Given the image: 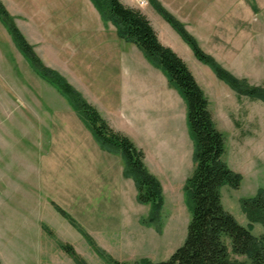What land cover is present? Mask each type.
Instances as JSON below:
<instances>
[{"label": "rangeland", "instance_id": "obj_1", "mask_svg": "<svg viewBox=\"0 0 264 264\" xmlns=\"http://www.w3.org/2000/svg\"><path fill=\"white\" fill-rule=\"evenodd\" d=\"M7 1L10 0H0L6 10L15 17L18 28L33 46L43 64L57 70L81 92V89L76 86L78 85V81L74 79L76 72L71 66L72 61L69 57L78 47L75 48V44L69 42V37L65 40L67 32L61 31L62 34L57 35V39L52 35L56 15L47 14L48 18H45V14H12ZM139 4L143 3L140 1ZM255 14L257 19L255 27L264 32V7L258 9ZM155 16L158 15L155 14ZM47 21L53 26L49 34L39 29L38 26L39 23ZM65 21L62 20L63 23ZM108 27L111 32L114 31L111 23L108 24ZM111 32L99 31L97 33L100 39L103 37V41L98 40L94 44L99 51L103 50L104 54L98 55L96 61L102 60L107 64L111 58H122L120 66L112 69L113 79L110 83L113 87L119 86L122 89L126 81L127 85L137 93L141 89L140 84L136 82L140 78L139 70L143 68L147 71V66L150 65L133 43L122 38L113 39L114 36L111 35ZM88 35L93 36L92 34ZM44 46L56 50L53 49L51 54L49 52L47 54L42 51ZM186 49H188L190 59L192 58L191 62L193 60L196 64L201 65L203 70L206 69L208 74L206 77L215 84L216 78L209 67L194 59L187 46ZM66 51L69 54L64 56ZM18 52L0 22L1 263L83 264L63 250L61 244L66 243L72 245L84 264H111L106 259L108 257L124 263L142 257L152 261L166 259L182 243L189 217L183 200L182 184L192 169L191 140L186 137L187 130L186 126H183L185 121L182 123L181 107L176 108L174 112L176 118L166 115L164 120L163 116L160 117L162 133L168 140L173 134L176 143L175 153L179 157L178 164H174V166L170 162L167 164L158 163L159 169L156 176L154 175L159 179L164 199L161 209L162 227L160 233L156 232L153 227L142 226L139 223L137 226L132 221L131 230L135 232L128 234L129 247L132 249L130 250L120 242L119 233H116L117 230H114V226L104 227L105 222L112 220L111 211L115 198L113 200V196L99 193V189H102L101 182H90L88 188L91 191L88 195L79 197L77 193L72 192L73 200L71 202L60 197L61 201H67L64 211L72 219V224L62 219L63 215L57 211L55 205H48L42 193L38 195L33 193V187L29 182L34 180L42 150L47 146L49 139L53 138L50 135L52 130H49V123L54 122L56 125L52 135L54 139L56 141L65 140L68 137L65 135L66 130L69 129L65 127V123H69V117L64 114V111L70 109V106L53 86L34 73V70ZM119 52H122L121 57ZM125 59H127L126 62H123ZM184 61H187L184 63L190 67V62ZM234 68L236 72L243 73L249 83L255 84L259 78L264 76V57L262 61L250 63V66ZM70 69L72 72H69ZM151 72V75L158 73L164 80L163 74L158 69L152 67ZM100 74L101 77H106L111 75V70L107 67L102 68ZM213 84L210 86L213 87ZM200 87L207 96L205 88ZM226 88L228 87L226 86ZM81 94L85 97L82 92ZM208 97L210 102L208 109L212 119L225 138L223 158L233 171L241 175L237 188L227 185L221 187V202L238 223L245 225L246 219L240 209L239 201L241 198L252 196L258 187H264V103L258 99L237 96L233 92L229 95L214 92ZM175 98L177 99V97ZM168 100L170 101L171 98ZM146 107L149 112L151 109H156L152 104ZM48 113L50 114L48 115ZM179 119L180 122H178ZM56 144L58 146L59 142ZM63 147L68 150L69 143H63ZM150 149V154H154V148ZM56 154L55 149L54 153L49 154L52 161L55 160ZM151 155L148 156L151 157ZM68 160L64 159V162H68ZM74 160H79V158ZM74 160L70 169L55 167L56 191L58 193L65 192L74 184L75 187L83 185V188H86L87 178L82 174L81 169L79 170V166ZM58 170H60L59 173H57ZM67 174L74 175L72 185L66 178ZM107 186H111V182ZM52 192L54 191L52 190ZM97 195L101 197L100 201L98 197L95 199ZM108 200L110 208L106 209L109 206L103 203ZM48 206L51 207L48 209ZM138 208L145 211L143 205H139ZM112 222L115 223V220ZM43 225H46L49 231L43 229ZM251 232L254 235L264 234V228L258 223H253ZM84 234H87L89 239ZM96 248L104 252L106 258Z\"/></svg>", "mask_w": 264, "mask_h": 264}, {"label": "crops", "instance_id": "obj_2", "mask_svg": "<svg viewBox=\"0 0 264 264\" xmlns=\"http://www.w3.org/2000/svg\"><path fill=\"white\" fill-rule=\"evenodd\" d=\"M121 1L127 6L137 8L141 12L143 11L142 13L148 19L158 41L162 45L169 47L173 52H176L183 61L188 60L190 62V67L186 66L196 83L200 84H198L199 87L205 88L208 106L210 105L208 96L211 93L220 92L229 95V93L233 92L225 83L217 79L214 74L216 79L215 84H213L206 77L208 75L206 69L203 70L204 68L202 67V69L201 65L196 64L193 60L191 62L192 58L190 59L189 57L188 49H186L187 45L152 8L150 5L152 0ZM140 1H144L143 4H139ZM156 1L183 25V28L194 38L203 52L212 56L223 68L236 77L246 78L243 73L236 72L234 67L250 66L252 62L262 61L264 57V32H261L260 28L255 27V21H257L255 13L258 9L264 7V0ZM7 3L12 14H45V18H48L47 14L56 15L55 24H53L55 28H53L52 35L56 37L62 34L61 31L67 32L65 40L69 37V42L74 43L75 48L78 47L77 50L69 55L72 61L71 66L76 72L74 74L75 81H78L76 86L81 89L85 98L97 108L114 130L129 137L137 147L143 150L146 168L149 172L153 175L157 174L158 163L167 164V162H170L172 166L178 164L179 157L175 153V139L172 134L168 140L166 135L162 133V120L160 117L163 116L164 120L166 115L176 118L174 112L176 108L181 107L183 123L185 121V110L182 99L173 88L168 86L165 77L163 80L158 73L151 75L152 66L150 64V66H147V71L143 70V68L139 70L140 78L136 81L141 86L139 92L133 91V88L128 86L126 81L122 89L119 86L113 87L111 85L110 82L113 79L112 69L120 66L122 58H111L110 61H107V64L103 63L102 60L96 61L98 55L104 54L103 50L102 52L99 51L94 44L98 40L103 41V37L100 39L97 33L99 31H111L108 27L109 23L103 22L90 0H10ZM155 14L160 18L155 16ZM62 20H66L65 23ZM38 26L40 27L39 29L48 34L53 27L48 21L42 24L39 23ZM111 35L114 36L113 39L120 38L116 33L115 27ZM43 48L44 50L42 51L47 52V54L48 52L51 54L56 50L47 46ZM119 53L121 57L122 52ZM68 54L69 52L66 51L64 56ZM126 60H123V62H126ZM101 67L109 68L111 75L101 77ZM69 72H72L71 69ZM212 84L213 87L210 86ZM255 84H260L264 87V76L261 79L259 78ZM169 98H171L170 101L168 100ZM149 104H152L156 109H151L149 112L146 107ZM64 114L69 117V123H65V127L69 128L65 133L68 137L65 140L56 141L54 136H52L56 125L54 122L49 123V130H52L50 135L53 138L49 139L47 146L42 150L43 153H41L39 166L35 170L34 180L29 182L33 187V193L35 192L37 195L42 193L48 205L53 202L65 210L67 201H61L60 197L71 202L73 200L72 192L77 193L79 197L88 195L91 191L88 188V184L92 181L101 182L102 189H99V193L113 196V200L115 198L111 211V218L115 220V223L112 220L105 222L104 227L114 226V230H117V232H112L119 233L120 242L125 248L130 249L128 234L133 232L131 223L133 221V224L138 226L140 224L139 218L145 215L147 207L137 202L135 183L131 178L123 174L121 156L118 153L109 152L101 148L71 107L65 110ZM178 122H180V119ZM183 126H185V122ZM57 142H59L58 146ZM65 142L69 143L68 150L63 147ZM150 148H154V154L152 155L150 154ZM54 149L57 154L55 160L52 161L49 154L54 153ZM148 155H151V157ZM76 158H79V160H74ZM64 159L69 160L64 162ZM73 160L78 164L79 170L81 169L85 178H87L86 188H83V185L75 187L74 184L66 189L65 192L58 193L56 191L57 175L55 167L70 169L73 165ZM166 166L169 167L168 165ZM59 172L60 170L57 171V173ZM66 178L70 180L72 185L74 175L67 174ZM110 182L111 186H107ZM102 194L100 195L101 197L103 196ZM97 197L100 201L101 197L97 195L95 199ZM103 204L109 206L106 209L110 208L109 200ZM139 205H143L145 211H141L138 208ZM49 207L51 206L47 208L49 209ZM62 219L69 222L65 217ZM116 245L118 246L119 244L117 243Z\"/></svg>", "mask_w": 264, "mask_h": 264}, {"label": "trees", "instance_id": "obj_3", "mask_svg": "<svg viewBox=\"0 0 264 264\" xmlns=\"http://www.w3.org/2000/svg\"><path fill=\"white\" fill-rule=\"evenodd\" d=\"M105 23H111L117 35L133 43L145 60L158 69L184 103L187 135L191 140L192 169L182 184L185 206L189 212L182 243L164 260L152 261L146 257L124 263L96 248L111 264H264V234L254 235L252 224L264 228V187L239 201L246 219L238 223L222 205L220 189L223 185L237 188L241 175L225 162V138L211 116L208 101L184 61L169 47L162 45L148 19L139 9L125 5L121 0H90ZM152 8L166 21L189 47L194 58L208 66L217 79L225 83L237 96L258 99L264 103V87L254 85L244 77H236L223 68L212 56L203 52L183 25L169 14L156 0ZM0 22L15 48L24 57L34 73L53 86L76 112L98 145L118 153L123 162V174L136 187V200L147 207L140 224L153 227L160 233L163 194L158 179L145 167L144 153L134 142L114 130L97 108L57 70L43 64L33 46L18 28L15 17L0 2ZM55 205L70 224L72 219ZM43 229L48 230L46 225ZM87 239L89 236L84 234ZM63 250L77 261L84 262L70 244H61ZM0 264L1 261H0Z\"/></svg>", "mask_w": 264, "mask_h": 264}, {"label": "built area", "instance_id": "obj_4", "mask_svg": "<svg viewBox=\"0 0 264 264\" xmlns=\"http://www.w3.org/2000/svg\"><path fill=\"white\" fill-rule=\"evenodd\" d=\"M144 1H142V3H143Z\"/></svg>", "mask_w": 264, "mask_h": 264}]
</instances>
